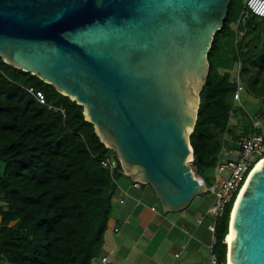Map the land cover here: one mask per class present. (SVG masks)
<instances>
[{"label":"water","instance_id":"1","mask_svg":"<svg viewBox=\"0 0 264 264\" xmlns=\"http://www.w3.org/2000/svg\"><path fill=\"white\" fill-rule=\"evenodd\" d=\"M231 0H0V57L84 108L163 213L207 192L190 135ZM226 263L264 264V159L233 205ZM226 243V241H225Z\"/></svg>","mask_w":264,"mask_h":264},{"label":"trees","instance_id":"2","mask_svg":"<svg viewBox=\"0 0 264 264\" xmlns=\"http://www.w3.org/2000/svg\"><path fill=\"white\" fill-rule=\"evenodd\" d=\"M244 4L231 0L223 28L215 34L190 135L194 160L189 165L205 182L226 145L225 133L232 141L260 133L253 123L242 130L243 122L232 120L239 114L251 120L234 100L238 62L245 91L264 100V17L250 14L238 24ZM240 31L244 34L236 43ZM37 92L45 104L36 99ZM83 112L52 84L0 57V264H102L117 197L102 160L116 153L100 141ZM233 205L216 220V264H226Z\"/></svg>","mask_w":264,"mask_h":264},{"label":"crops","instance_id":"3","mask_svg":"<svg viewBox=\"0 0 264 264\" xmlns=\"http://www.w3.org/2000/svg\"><path fill=\"white\" fill-rule=\"evenodd\" d=\"M234 147L229 143L228 149ZM119 184L129 195L120 203L118 191L101 258L109 264H211L210 206L201 210L195 195L183 209L163 213L154 191L133 188L130 178Z\"/></svg>","mask_w":264,"mask_h":264},{"label":"built area","instance_id":"4","mask_svg":"<svg viewBox=\"0 0 264 264\" xmlns=\"http://www.w3.org/2000/svg\"><path fill=\"white\" fill-rule=\"evenodd\" d=\"M244 6L246 11L242 13L238 24L242 23L244 25L250 14L260 18L264 17V0H245ZM243 34V32H239L236 43ZM235 80L237 89L234 94V100L241 102V95L245 91V85L240 79V62H238L237 65ZM28 91L34 94L32 88H29ZM35 97L40 103H46L45 97L41 92H37ZM251 120L254 129L259 128L260 122L256 120L255 117H251ZM223 140L226 141V145L222 147L219 160L215 167L216 181L210 188L206 186L205 180L201 176L196 175L191 169L193 175L199 180V182L204 184L207 191L214 195L215 200L208 208V214L211 217L208 229L213 235L216 229L217 218L222 215L227 205L233 203V201L235 204L237 197L247 184L256 165L264 159V136L257 131L242 136L236 141L230 140L228 133H225ZM227 143H234L236 147L228 149ZM102 164L109 169L112 180L117 187V194L119 191L122 195L118 200L120 203H123L125 197L129 194L121 188L118 180L113 176L114 173L120 172L119 170H116L117 168L122 170L117 155L113 154L107 156L102 160ZM142 185L143 184L138 181H132L131 184L135 189H140ZM151 210L155 211L156 209L155 207H152ZM101 263L109 264L108 258L106 256L102 257ZM211 264H216V257L213 253H211Z\"/></svg>","mask_w":264,"mask_h":264},{"label":"rangeland","instance_id":"5","mask_svg":"<svg viewBox=\"0 0 264 264\" xmlns=\"http://www.w3.org/2000/svg\"><path fill=\"white\" fill-rule=\"evenodd\" d=\"M241 15H242V13H241ZM241 15L239 16V19L241 18ZM241 105H243L245 107V110L247 111V113L252 114L254 117L256 116L255 117L256 120H258L260 122L259 131L264 136V100H263V97L256 96L253 94H249L248 91H245L242 93V96H241ZM238 119L240 120V123L241 122L244 123V124L241 123L243 125L242 127H240L242 130H243L244 126L250 127L252 125V122L249 118L248 119L244 118L240 114H239V116L234 117L232 119L233 123L234 124L237 123ZM189 161L192 162V158L189 159ZM191 169L193 171H195L194 168L191 167ZM216 178L217 177H216L215 168H214V170L212 172L207 174V180L205 182L206 186L208 188H210L215 183ZM117 180H118V182L120 181L122 183L123 180L129 181V178L124 176L123 174H121L119 176L117 175ZM143 187L146 189V191H148L149 194L153 193V190L151 189V187L149 185L145 184V185H143ZM214 200H215L214 195L211 192L207 191V192H202L199 195H197L195 202L197 203L199 208H201V210H204V209L208 208L211 205V203L214 202ZM159 208H161L160 205H159Z\"/></svg>","mask_w":264,"mask_h":264},{"label":"bare ground","instance_id":"6","mask_svg":"<svg viewBox=\"0 0 264 264\" xmlns=\"http://www.w3.org/2000/svg\"><path fill=\"white\" fill-rule=\"evenodd\" d=\"M261 162H262V161H261ZM261 162H259V163L256 165V167H257ZM256 167H255V168H256ZM247 182H248V181H247ZM243 190H244V188H243ZM243 190L240 192L239 196L237 197V199H236V201H235V205L237 204V202H238V200H239V198H240V196H241ZM230 238H231V231H230V233L227 234V237L225 238L226 244H228V245H230ZM229 262H230V261H229ZM229 262L226 263V264H229Z\"/></svg>","mask_w":264,"mask_h":264}]
</instances>
